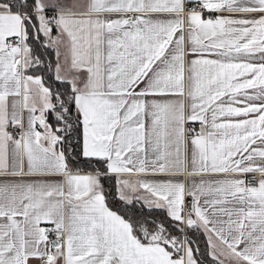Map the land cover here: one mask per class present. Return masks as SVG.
<instances>
[{
    "label": "snow or ice",
    "instance_id": "snow-or-ice-1",
    "mask_svg": "<svg viewBox=\"0 0 264 264\" xmlns=\"http://www.w3.org/2000/svg\"><path fill=\"white\" fill-rule=\"evenodd\" d=\"M0 264H264V0H0Z\"/></svg>",
    "mask_w": 264,
    "mask_h": 264
}]
</instances>
